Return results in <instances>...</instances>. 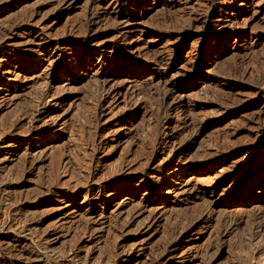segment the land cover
<instances>
[{"label":"rangeland","instance_id":"obj_1","mask_svg":"<svg viewBox=\"0 0 264 264\" xmlns=\"http://www.w3.org/2000/svg\"><path fill=\"white\" fill-rule=\"evenodd\" d=\"M63 2L0 0V264H149L211 199L230 202L199 220L166 264H264V133L257 134L264 113L248 120L264 89V0H244V37L228 43H216L209 26L191 20L210 5L219 13V4L149 1L132 37L113 51L119 60L99 70L122 69L100 118L99 67L80 71L77 63L112 42L105 28L83 48L60 45L50 65L34 58L45 40L92 37L84 25L87 0ZM164 52L165 80L184 95L182 111L170 110L173 98L165 99L154 79V58ZM36 102L43 112L34 121ZM186 121L178 139L196 134L191 145L171 161L156 154L163 131ZM247 162V173L236 172ZM148 168L152 179L142 177ZM229 174L236 175L221 181ZM184 182L201 190L219 185L202 199L183 193Z\"/></svg>","mask_w":264,"mask_h":264},{"label":"bare ground","instance_id":"obj_2","mask_svg":"<svg viewBox=\"0 0 264 264\" xmlns=\"http://www.w3.org/2000/svg\"><path fill=\"white\" fill-rule=\"evenodd\" d=\"M149 1H155V0H87L86 3H87L88 12L86 14L85 24L84 23L83 24L85 25V32L88 34H92V37L88 39L68 38L63 42H54V41H48V40L44 41V39H42V41L44 42L39 45H35L37 49L34 50L35 52L34 58H36L37 65L47 64V62L50 65V63L54 59V56L56 55V50L60 45L61 46H71L73 50H75L79 46H82V48L85 47L86 44H88V42H93L96 39H98L101 36L100 34H98V31L103 30V28H105L107 30L106 34L112 35V42L110 44H107V43L98 44L97 43L98 44L97 48L94 49L87 56H85L83 60H80L77 63V69L80 71H86V69L95 67V66L99 67L98 70L96 71L97 76H94V77H95L96 87L98 90H100V96H99L100 98H99V103H98L99 110L97 113V117L100 118L102 116L100 109L102 105L104 104V102L106 101V98L113 96V95H117L118 91H116L115 89L111 87L112 85H110V82L119 74V72H122V69L117 67L114 64L111 66L109 65V67L106 66L103 72H99V70L100 68L104 67V62L111 61V63H114L119 60L117 59V55H114L115 52L113 53V51L116 49V47L124 48V44H122V42H127L132 37L133 35L132 30H134V25L137 22H139V20L142 17L145 16V11H146L145 9L148 8ZM158 1H161V0H158ZM211 1L213 2L212 3L213 6H216V4L217 5L219 4V8H218L219 13H216L215 11L216 9L214 8L212 9L210 5L207 10L202 12V14L194 13V17L191 19L192 23L203 22L205 25L209 26L210 31H212L211 33L212 38L216 41V43L218 41L228 43L229 42L228 38H234V40L237 39V37L243 38L244 33H245V28H246L244 26L245 20L243 21L244 22L243 24H241L240 21L242 19L241 16L244 13L242 9V7H244V0H211ZM73 2L74 0H64L62 4L65 6L66 5L68 6L72 4ZM139 9H141L140 12H138ZM228 29L229 31H227ZM74 30H75L74 27H71L69 30V33H70L69 35L73 34ZM30 39L31 38H29V40ZM5 44L6 43H3L2 45L5 46ZM236 48L240 49V47L238 46ZM250 48L251 47H249V45H246L245 47L246 51H248ZM169 56L170 55L168 52H164L162 54L157 55L156 58H154V61H153L154 66L157 69L154 74V79L158 80L159 83L162 82V88H159L160 87L159 86L158 89H161L164 92L163 96L165 97V99L173 98V101L170 105V110L182 111V108L184 107V104H185L184 103L185 101L183 100L184 95L179 90L180 88H178V85L176 84V82H172L171 80H168V81L165 80L168 75L166 73L167 72L166 70L170 62ZM74 61H77V60H74ZM62 81H64V79H58L56 82H62ZM51 86H52L51 82L50 83L49 81L46 82L45 88L42 91L43 94H47ZM262 90L257 91L255 93L256 97H258L257 101L254 102L253 104H250V106L252 107L251 110H253L248 118L250 123L258 122L262 114L264 113V94L260 95L263 92ZM42 112L43 111H42L41 105L38 102H36L34 110H32L31 112L32 120L37 121L40 118ZM188 123L189 122L186 121L181 127V129L177 130L176 132L163 131V136H162V139L160 140L161 147L155 150L156 154H159V155L167 154V157H169L171 161L172 159H174V157L178 153L184 150V148H187L189 145H191V143L194 141L196 134L191 135L189 138L184 140L183 143L182 141L180 142L178 139V137L180 136L182 132L187 131L189 127ZM257 127H256L257 134L260 135L261 133H264V125H260ZM258 144L261 146V144H263V140L261 139L257 143V145ZM185 145L187 146L185 147ZM250 164L251 162H247L243 164L241 167L238 168V170H236V172L244 170V172L247 173V171H249L248 169L250 168ZM150 169L148 168L147 170L143 171V173L141 172L143 178H150V179L153 178L152 175H151L152 178L149 177V174L151 173ZM235 175L236 174H231V175L229 174L226 177L222 176L221 181L234 177ZM182 184L184 186L183 193H186V191L187 193L189 191L191 192L195 191L196 195H198V193H202L201 195H198V197L201 196L202 199L206 197L205 196L206 194L213 195L219 185L218 182H211L209 185L210 189L201 190L199 188L197 189L195 186H191L187 182H184ZM238 190H239L238 184L233 186L232 189L230 190L229 197L236 194ZM160 191H162L160 187L151 191L149 196L145 199L144 203L146 204L147 202H150L152 200L153 198L152 193H156ZM206 202H207L205 204L206 206L204 205L201 208L202 210L199 214L198 219L197 220L195 219V221L191 222L188 225L182 226L180 230L177 231L176 234H174L175 236L171 238V241L168 240L167 242L168 244L164 248L162 254L161 255L159 254V256L154 258V260L149 262V264H166L168 260V256L172 253L174 249L177 248L181 240L184 237H187V235L193 231L194 226L199 220H201L204 217L209 219V217L217 209L218 206H220L222 203H228L230 201L228 200L221 201L218 199H211L210 201H206ZM251 211L252 210L250 209V212ZM157 218L158 216L151 217L149 224L148 225L145 224V227L149 228L151 226L150 224H152L153 221H155ZM226 221H230V218L223 219V222H226ZM181 225L183 224H180V226ZM53 234H57V232L54 230L51 233L46 234L43 240L44 239L50 240L49 237H51ZM87 255L88 254H86V258L84 261L88 260L89 255L88 256Z\"/></svg>","mask_w":264,"mask_h":264}]
</instances>
